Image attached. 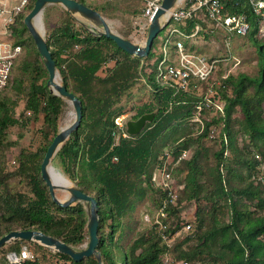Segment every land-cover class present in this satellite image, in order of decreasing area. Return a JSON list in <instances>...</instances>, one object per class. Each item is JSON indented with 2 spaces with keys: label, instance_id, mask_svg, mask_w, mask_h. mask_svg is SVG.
<instances>
[{
  "label": "trees",
  "instance_id": "trees-1",
  "mask_svg": "<svg viewBox=\"0 0 264 264\" xmlns=\"http://www.w3.org/2000/svg\"><path fill=\"white\" fill-rule=\"evenodd\" d=\"M35 1L28 2L27 11H21L11 27L12 34L16 37L15 41L22 48L27 41L26 31L32 43L35 44L24 22L25 16L33 8ZM79 1L98 10L97 7L88 4L86 0ZM229 6L232 7V12L242 9V5L234 7L230 4ZM251 22L252 26L247 36L257 45L259 71L254 76L245 72L237 75L229 74L217 88L220 93L218 95L224 102V109L214 117L213 121L219 122L221 127V149L217 152L218 160L212 176L214 189L210 195L203 197H209L213 207L218 205L217 198H226L230 207L229 219L227 222H221L222 220L212 213L213 226L202 235H199L195 227L196 222L202 226L205 220V216L201 213L202 207L197 202L201 200L199 196L201 187L198 182L195 183L196 176L199 174L196 169V155L183 156L185 151L188 154L186 141L179 147L176 146L178 143H172L160 154H157L155 150L156 142L167 129L173 127L178 120L191 116L199 99L189 94L177 83H161L156 79V65L153 63L151 50L150 54L145 57V68L149 70L157 102L142 105L134 119L149 112H155V116L139 134L117 138V133L120 134L121 130L114 120L116 116L124 114V112L122 107H118L116 104L120 101L124 90L130 86V80L136 77L138 65L143 57H134L127 53L109 37L95 35L82 25L78 27L74 20L64 21L49 33L47 42L56 61L57 69L61 71L62 81L70 91L81 99L83 110L80 126L60 148L56 159L59 160L66 172L71 173V176L78 177V186L94 196L99 202L100 240L98 249L102 253L104 264H167L165 260L167 254L176 261L185 260L191 264H264V197H262L259 188L264 186V180H262L264 179V152L263 150L254 152L246 146L237 147L236 145L238 132L247 136L249 143L254 147H259L261 143L264 144V42L257 39L259 38L257 32L260 24L254 19ZM196 23L206 25L205 21L198 18L188 19L185 26L180 23H176V25L190 32L195 28ZM54 43L55 46L52 47ZM76 44L79 48L72 51ZM111 46L127 57L124 61L117 60L116 64L108 71L105 69L106 73L102 75L101 69L104 70L113 57L104 48H111ZM153 47H155L154 44ZM37 53L41 56L38 49ZM18 59L12 73H14ZM36 69V75L32 76L25 94V109L37 118L43 114L44 123L49 126L51 133H54L55 136L59 131L58 118L65 100L63 97L51 93L47 84L48 79L45 78L49 76V73L42 58ZM132 69L135 71L132 72ZM19 83L15 86L18 91L21 90ZM11 87H14L13 74L8 87L0 93V141L3 140L6 130L10 126L20 122L19 117L15 115L17 99L4 96ZM237 107H239L242 116L236 120V122L239 121V127L235 129L232 126L235 121L233 111H236ZM52 140L44 143L40 151L20 154L19 170L25 169L27 165L34 169V173H32L33 195L29 198L23 193H7L3 196L0 201V237L11 230L37 229L74 247H81L89 237L87 213L82 201H76L66 207L59 205L52 199L49 187L41 175V164ZM178 140L177 142H181ZM229 149L235 152V157L237 151L246 156H241L243 163L248 165L244 179L250 180L243 187L230 184L232 176L230 174L235 173L236 169L230 167L229 156L224 155V152ZM231 150L229 151L231 152ZM247 151L250 152L251 157L247 155ZM230 155L233 157L232 153ZM256 155H260V158ZM114 157H117V160H113ZM168 157L172 158L169 170L174 177L177 178L176 173L182 174L187 169L185 178L179 180L183 187L178 189L177 203L167 209L169 218L173 220L168 229L169 234L177 230H181V233L172 241V245L168 246L163 241L162 233L155 225L151 224L148 230L143 233L145 237H140L125 248L120 242L121 238L116 237L115 233L122 227L123 217L134 207L132 197L143 196L145 190L141 182L146 179L148 188L153 190L157 196L155 199L157 207L160 206L167 190L157 185L153 176L156 171H160L164 167ZM189 157L191 158L189 159ZM184 161L188 168L182 167L181 164ZM259 176H262V179H259ZM192 183L196 185L194 188L191 186ZM88 189L93 191L89 192ZM189 190L191 193L187 198L189 200L196 199L195 202H197H194L192 220L188 217L190 213L184 209L187 202L183 200L186 199L183 194ZM237 195L248 197L251 200L256 199L255 208L249 209L250 204L253 205L254 201L250 204L246 203L244 208L239 207L240 198L236 197ZM216 210L213 209V211ZM56 212L62 213V217L56 216ZM63 213L66 216H63ZM187 222L191 223V229L184 228L183 230V226ZM105 227L110 228L109 233L105 232ZM193 237H198L200 244L183 248V245ZM27 241L39 245L37 242L29 240H16V243ZM147 241L150 244L148 247H146ZM214 243L228 249L229 253L226 254L229 257L211 255L210 247ZM30 245L34 259L25 264H46L42 260L43 258L39 259L33 245ZM140 247L143 248L138 251ZM179 248L181 250L175 254L174 252ZM20 249L19 245L14 248L15 251H20ZM120 249L124 251V260H122ZM4 253L5 247L3 246L0 249V255H4ZM204 254H207L211 259L208 261L206 256L203 257ZM53 257L55 259L51 257L52 264H98L95 256L74 261L67 254L54 252Z\"/></svg>",
  "mask_w": 264,
  "mask_h": 264
},
{
  "label": "rangeland",
  "instance_id": "rangeland-1",
  "mask_svg": "<svg viewBox=\"0 0 264 264\" xmlns=\"http://www.w3.org/2000/svg\"><path fill=\"white\" fill-rule=\"evenodd\" d=\"M6 1L10 7H13L20 5L22 0ZM86 2L97 7L107 19L112 29L121 35L123 34L122 36L130 38L136 42L145 41L147 33L143 27L145 28L146 18L144 15H142L143 8L145 6L144 0H86ZM28 8L29 7L25 5L23 11H27L26 9ZM45 9L46 10H44L42 13V21L40 25H42L43 33L46 39L49 38V33L52 31L54 24H58L56 26H59L64 21L74 20L78 27L82 25L78 18L68 14L65 8H63L60 4H49ZM77 16L80 17L79 15ZM39 21L40 20H38V23ZM209 24L210 27H214L212 22ZM164 32L165 31L162 29L154 41V46L159 45L160 39L164 35ZM25 36L27 41L23 44V52L17 61V65L13 73L14 87L9 88L4 95L6 98L11 96L12 99H17L18 105L15 108V115L19 117L20 122L16 125L10 126L6 130L3 140L0 141V201L7 193H23L26 194L28 198L33 195L32 173H34V169L27 165L25 169L19 170L21 163L20 154L22 152L25 154H30L40 151L43 144L51 141L54 136V133H51L52 131L50 130L49 126L44 123L43 114L37 118L30 114V112H27L25 109V94L27 93L28 85L32 76L36 75V67L38 62L42 58L38 55L37 48L29 38L27 31L25 32ZM14 38L16 39V37ZM257 39L264 42V34ZM228 41L230 52L227 48ZM169 46H172V44L170 43ZM104 49L105 51L108 50V54L112 55L113 57L111 56L112 58L110 60V64L107 66L108 68L105 67L104 70L101 69L100 73L102 75H105V69L108 71L110 67L116 64L117 60L124 61L127 57L122 52L116 51V49L112 46L111 48ZM192 49L195 50L197 54L207 56L208 58L215 57L219 59L217 62L218 65L216 66L218 68L209 79L199 81V79L193 78L185 85V90L189 92V94L199 99V102L207 98L209 101L208 105H210L202 108L200 107V109L196 106L199 103L198 102L195 105V109L193 110L191 116L178 120L177 123L173 125V127L167 129L164 132V134L156 142L155 150L157 151V154H160L172 143H178L176 146L179 147L182 143H184V141H186V146H188V154L187 151H185L186 154L189 156L194 154L196 155V169H198L199 174L196 176L197 179L195 183L198 182L201 187V190L199 191L201 200H198L197 202L198 205L202 207L201 213L203 216H205V220L203 221L202 226H199L196 222L195 227L197 228L199 235H202L206 230L213 226L211 218L212 213H215L217 217L222 220L221 222H227L230 213V207L226 198H217L219 202L215 207L212 206V202L209 197L203 198L204 195H210L212 193L211 191L214 189L212 176L214 175V167L218 160L217 152L221 149V127L219 122L213 121L214 117L219 115L218 113H221L218 105H224V102L219 97L220 93L218 92L217 88L223 83L222 81L225 79L224 75L228 71L232 75H237L241 72H245L253 76L257 75L259 71V51L257 49V45L250 37L238 35H232L229 37L228 35H225L222 30H212L210 33L205 30L200 34L199 37L193 39ZM76 50L77 48H74L72 51ZM133 56L136 57L135 55ZM152 60L153 62H156L157 55L153 54ZM145 66L146 59L143 57L138 65L136 77L130 80V86L124 90L120 97V101L116 104V106L122 107V111L127 115V121L134 119V116L136 115L139 108L145 103L157 102L152 81L150 79L149 70L145 68ZM134 71L135 69H132V72ZM59 74L60 81L63 82L60 69ZM48 77L46 76L45 78L48 79ZM18 83L21 86L20 91L15 89V86ZM250 91L252 90L250 89ZM64 100L65 102L62 112L58 118L59 130L62 127L71 124L75 119V110L72 103L65 98ZM237 108L236 111H233V117L235 118V121L232 123V126L235 129L239 127V121L236 122V120H239L242 116L239 111V107ZM46 133H49L50 135H47ZM176 138L181 142H177V140H175ZM236 145L237 147L246 146L248 149L254 150V152H259L262 150L264 152L263 143H261L259 147H254L249 143L248 137L242 135V132H238L237 134ZM229 150H226L224 155L229 156L228 162L231 163L230 167H235L236 169L235 173L230 174V176L232 175L230 178V184L236 187H243L250 180L244 179L248 165L243 163V158L241 159V156L243 155L239 151H237L235 157V152H232V150L230 152ZM230 153H232L233 157H230ZM247 155L251 157L250 152H248ZM168 158L169 160H172L171 157ZM190 158L191 157H189V159ZM52 163L67 179L71 181L73 185L78 186V177L71 176V173L66 172L61 163H59V160L56 159V155L53 158ZM181 165L183 168H188L186 161H184ZM155 173L158 172L156 171ZM186 173L187 169L184 170L182 174L176 173L178 177L175 180V185L176 187H179V189L182 187L179 186L178 181L184 179ZM146 181L147 180L144 179L141 182L145 190L143 192V196L137 197L135 195L132 197L134 207L125 217H123V225L115 233L116 237L119 236L121 238L120 242L125 248L132 245L134 241L140 237H145L143 233L148 230L152 223L153 215H155L157 210V203L155 202L157 196L153 190L148 188ZM191 186L194 188L196 185L192 183ZM259 188L261 190L262 197H264V186L262 185ZM88 190L89 192L93 191L91 189ZM189 193H191L190 190L183 194V197L186 198L183 200L187 202L185 204L186 208L184 209L190 213L188 217L192 220L194 202L196 199L189 200L187 198ZM56 194L59 198H64L66 196V192L60 189L56 190ZM177 194L179 195V191ZM236 197H239V195ZM239 198V207L244 208L246 203L250 204L254 201L253 205L250 204L249 209L251 210V207L252 209L255 208L254 205L256 203V199L253 198V200H251L245 196ZM213 209L217 210L213 211ZM57 215L58 217H62V213L56 212V216ZM63 216H66V214L63 213ZM109 231L110 228L105 227V232L109 233ZM197 238L198 237H193L183 245V248H189L190 246L194 247L195 245L200 244V241ZM149 245V241H147L146 247ZM142 248L143 247H140L138 251H140ZM210 248L212 252L211 255L216 254L219 257L223 256L224 258L225 256L227 258L229 257V255H227L229 253L228 249L223 248L220 244L214 243ZM179 250H181V248L177 249L174 253L178 254ZM120 254L122 256V260H124L123 249H120ZM205 256L208 261L211 259V257H209L207 254H204L203 257ZM42 260L46 264L53 263V259L51 257L47 259L43 258Z\"/></svg>",
  "mask_w": 264,
  "mask_h": 264
},
{
  "label": "built area",
  "instance_id": "built-area-1",
  "mask_svg": "<svg viewBox=\"0 0 264 264\" xmlns=\"http://www.w3.org/2000/svg\"><path fill=\"white\" fill-rule=\"evenodd\" d=\"M28 2V0H22L20 5L10 7L6 0H0V93L10 84L14 64L23 52L22 46L15 41L11 27ZM144 2L142 15L146 18V24L143 29L147 33L149 23L162 0H144ZM230 4L234 7L242 5V9L232 12ZM195 18L205 21L206 25L196 23L195 28L190 32L176 25V23H180L185 26L188 19ZM252 19L260 24L257 37H261L264 34V0H181L167 12L163 27L164 35L161 37L159 45L152 48L153 54L157 55L156 62H153L156 65V79L161 83H177L184 89L186 83L193 78L199 79V81L209 79L218 68L216 66L219 59L197 54L192 49L193 39L199 37L205 30L208 33L212 30H222L229 37L232 35L247 36L252 26ZM208 22H212L214 27H210ZM170 43L172 46H169ZM75 48H79V46L76 44ZM227 48L230 52L229 41ZM229 74L228 71L224 75L225 78ZM208 103L206 98L196 106L202 108L209 106ZM218 107L223 112L224 105H218ZM114 121L121 130L116 137H130L126 127L127 115L125 113L118 115ZM186 155L185 152L183 156ZM256 157L260 158V155H256ZM113 160H117V157H114ZM170 162L171 160L168 158L164 167L153 176V180L162 189L167 190V194L160 202V206L157 207L151 223L162 233L163 241L168 246H171L172 241L181 233V230L171 234L168 232L173 220L169 218L167 209L171 205H176L179 189L175 185L176 177L169 170ZM259 179H262V176H259ZM178 183L180 187H183L182 183L179 181ZM184 228L191 229V223L187 222L183 226V230ZM31 259H34V256L27 245L23 246L20 251L13 250L7 253V264H25ZM165 260L167 264H191L185 260L176 261L169 254L165 256Z\"/></svg>",
  "mask_w": 264,
  "mask_h": 264
},
{
  "label": "water",
  "instance_id": "water-1",
  "mask_svg": "<svg viewBox=\"0 0 264 264\" xmlns=\"http://www.w3.org/2000/svg\"><path fill=\"white\" fill-rule=\"evenodd\" d=\"M181 0H162L161 5L156 10L151 19L144 42H136L130 38L122 36L120 33L112 29L104 15L79 0H36L33 8L25 16L24 22L31 33L39 53L42 56L44 65L46 66L49 77L48 87L51 93L59 95L69 100L75 110L74 121L62 127L54 136L50 143L43 162L41 164V175L49 187L52 199L61 206H69L76 201H82L87 213V228L89 232L88 241L81 247H74L61 239L49 235L41 230H11L0 237V249L7 243L14 240L36 241L42 245L69 255L74 261H81L85 257L95 256L98 264H103L102 253L98 249L99 245V202L98 200L83 191L80 187L73 185L61 171H59L52 163L53 158L58 153L63 144L69 139L71 134L80 126L83 110L81 99L67 86L60 81V74L56 66V61L52 56V52L48 45L47 39L43 33L41 24L42 13L49 4H60L73 17L78 18L88 31L95 35L105 36L113 39L116 44L127 53L139 57H146L150 54L154 41L164 27L167 12L178 4ZM79 15L80 17H78ZM38 20L39 23H38ZM155 116V112H149L141 115L137 119H130L126 122L127 131L132 135L139 134L148 122H151ZM66 192L64 198H59L56 190Z\"/></svg>",
  "mask_w": 264,
  "mask_h": 264
},
{
  "label": "crops",
  "instance_id": "crops-1",
  "mask_svg": "<svg viewBox=\"0 0 264 264\" xmlns=\"http://www.w3.org/2000/svg\"><path fill=\"white\" fill-rule=\"evenodd\" d=\"M63 7V6H62ZM64 8V7H63ZM46 10V9H44ZM66 10V9H65ZM67 12V11H66ZM58 25V24H56ZM56 25L54 24L53 27H52V30L56 27ZM123 35V34H122ZM55 46V43L52 45V47ZM36 242V241H34ZM38 243V242H37ZM33 245V249L35 250V252L37 253L38 257L40 256L39 259H42V258H47V257H52L53 259H55L53 257V253L56 252L54 249L50 248V247H45V245H42L40 243H38L39 245L37 244H33V243H29L28 241L27 242H21V243H16V240L14 241H11L9 243H7L4 247H5V253L4 255L1 254L0 255V264H7V253L10 252V251H13L15 246L19 245L21 248L25 245H27L29 247V249L31 250L32 252V249L30 248L31 245ZM42 245V246H41ZM51 249V250H50ZM33 253V252H32ZM104 264V263H103Z\"/></svg>",
  "mask_w": 264,
  "mask_h": 264
},
{
  "label": "bare ground",
  "instance_id": "bare-ground-1",
  "mask_svg": "<svg viewBox=\"0 0 264 264\" xmlns=\"http://www.w3.org/2000/svg\"><path fill=\"white\" fill-rule=\"evenodd\" d=\"M42 21V19H40Z\"/></svg>",
  "mask_w": 264,
  "mask_h": 264
}]
</instances>
